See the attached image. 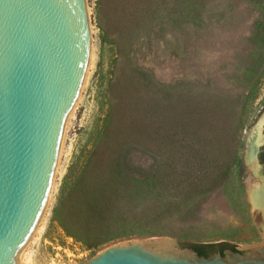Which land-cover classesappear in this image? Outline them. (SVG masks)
Listing matches in <instances>:
<instances>
[{"label": "rangeland", "instance_id": "rangeland-1", "mask_svg": "<svg viewBox=\"0 0 264 264\" xmlns=\"http://www.w3.org/2000/svg\"><path fill=\"white\" fill-rule=\"evenodd\" d=\"M87 1L88 74L65 122L47 206L19 256L22 263L85 264L119 241L161 236L201 244L262 243L245 172L239 179L232 168L223 186L218 176L237 156L244 161L247 138L264 115V0ZM152 8L159 11L147 20L144 13ZM251 88L255 101L247 100ZM104 90L107 97L125 96L139 111L156 93L166 111L159 121L170 147L163 149L165 174L139 181L135 209L117 227L131 235L89 251L65 235L57 216L68 208V168L89 149L104 117ZM177 174L183 184L176 185ZM213 182L218 189L206 193Z\"/></svg>", "mask_w": 264, "mask_h": 264}, {"label": "water", "instance_id": "water-1", "mask_svg": "<svg viewBox=\"0 0 264 264\" xmlns=\"http://www.w3.org/2000/svg\"><path fill=\"white\" fill-rule=\"evenodd\" d=\"M90 48L87 0H0V264H18L45 211ZM262 144L264 115L245 154L248 198L264 235ZM185 243L201 244L166 236L129 239L85 264H264V238L258 245L217 242L238 250L226 251V258L200 255Z\"/></svg>", "mask_w": 264, "mask_h": 264}, {"label": "trees", "instance_id": "trees-1", "mask_svg": "<svg viewBox=\"0 0 264 264\" xmlns=\"http://www.w3.org/2000/svg\"><path fill=\"white\" fill-rule=\"evenodd\" d=\"M191 1L193 4L199 3L197 0ZM153 8L148 15L144 13L147 20L159 8L163 10L161 4L159 8ZM194 10L197 7L189 13L191 19L196 18ZM142 19L137 23L143 22ZM106 92H103L105 114L92 133L90 147L72 162L65 175L64 201L68 208L57 216L65 235L89 251H96L131 235L123 231L119 233L117 227L122 222L120 225L123 227L127 216L135 209L139 181L165 174L167 167H163L166 161L163 149L170 147L169 138L162 132L165 125L159 121L166 111L159 107L161 98L157 99L156 93H153L156 97L153 102H141L142 109L139 111L137 105L134 106L125 96L107 97ZM256 95L255 89L251 88L247 100L255 101ZM262 106L264 108V99ZM168 168L175 174L177 167L174 164L168 165ZM232 168H235L236 177L241 179L245 172L241 156L234 159L233 166L219 174L220 186L230 178ZM185 181L177 174L176 185ZM214 184L215 188L211 187L206 193L218 189V184ZM221 245L230 246L228 243H185L184 246L193 247L200 255L206 256Z\"/></svg>", "mask_w": 264, "mask_h": 264}, {"label": "flooded vegetation", "instance_id": "flooded-vegetation-1", "mask_svg": "<svg viewBox=\"0 0 264 264\" xmlns=\"http://www.w3.org/2000/svg\"><path fill=\"white\" fill-rule=\"evenodd\" d=\"M262 135H263V133H262ZM249 137V136H248ZM247 140H248V138H247ZM246 149H247V144H246ZM245 154H246V151H245ZM244 161H245V157H244ZM257 163V162H256ZM245 164H246V161H245ZM244 164V165H245ZM247 165V164H246ZM257 165L260 167L261 165L263 166V170H261V172H262V175L261 176H263V171H264V144H262L261 146H260V149H259V151H258V163H257ZM259 172H260V169H259ZM260 172V173H261ZM264 177V176H263ZM264 181V180H263ZM228 250H234V251H238L235 247H233V246H225V245H221V246H219V247H216L215 248V252H208L207 254H206V257H211V256H213V255H215V254H221L222 255V257L223 258H226L227 257V255H226V251H228ZM241 252V251H240ZM205 256V255H204Z\"/></svg>", "mask_w": 264, "mask_h": 264}, {"label": "bare ground", "instance_id": "bare-ground-1", "mask_svg": "<svg viewBox=\"0 0 264 264\" xmlns=\"http://www.w3.org/2000/svg\"><path fill=\"white\" fill-rule=\"evenodd\" d=\"M86 71H87V70H86ZM87 74H88V73H87ZM87 74H86V77H87ZM85 82H86V80H85ZM72 111H73V110H72ZM72 111H71V112H72ZM71 112H70V113H71ZM70 113H69V115H70ZM69 115H68V117H69ZM19 260H20V262H18V264H23V263H22V258H21V257H19Z\"/></svg>", "mask_w": 264, "mask_h": 264}]
</instances>
